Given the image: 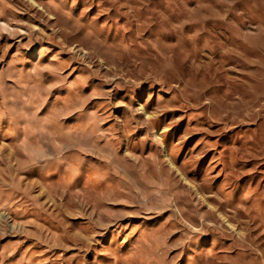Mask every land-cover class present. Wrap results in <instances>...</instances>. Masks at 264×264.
Returning <instances> with one entry per match:
<instances>
[{
	"label": "rangeland",
	"instance_id": "1",
	"mask_svg": "<svg viewBox=\"0 0 264 264\" xmlns=\"http://www.w3.org/2000/svg\"><path fill=\"white\" fill-rule=\"evenodd\" d=\"M0 264H264V0H0Z\"/></svg>",
	"mask_w": 264,
	"mask_h": 264
}]
</instances>
